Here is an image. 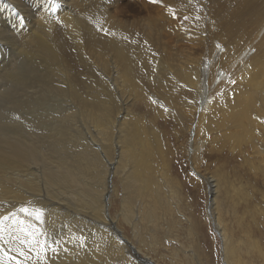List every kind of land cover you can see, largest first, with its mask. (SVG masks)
Masks as SVG:
<instances>
[{"label":"bare ground","instance_id":"1","mask_svg":"<svg viewBox=\"0 0 264 264\" xmlns=\"http://www.w3.org/2000/svg\"><path fill=\"white\" fill-rule=\"evenodd\" d=\"M151 1L149 19L132 33L111 15L113 0H0V219L8 217L0 232V261L155 264L157 258L162 264L142 228L156 222L159 180L169 173L172 151L164 148L161 132L143 126L149 121L133 122L124 107L126 115L118 119V102H129L130 94L152 108L153 120L170 111L176 121L188 120V134L200 112L194 153L189 152L197 172L196 154L213 142L217 114L231 129L225 144L240 152L257 138L264 162V0ZM84 2L96 6L82 11ZM159 3L167 4L168 12ZM87 51L97 65L84 64ZM75 61L84 64L87 78L73 67ZM173 70L179 88L171 80ZM195 92L190 117L184 110L189 103L176 111L170 107L169 100ZM240 153L253 170L257 164ZM260 171L264 176L261 166ZM204 178L212 194L209 220L221 237L219 264H243L239 238L231 235L213 198L219 181ZM255 195L243 197L249 201ZM21 208L42 210L43 222ZM115 223L122 234L112 230ZM24 229H39L55 247L46 261L29 251ZM173 261L167 264H180Z\"/></svg>","mask_w":264,"mask_h":264},{"label":"rangeland","instance_id":"2","mask_svg":"<svg viewBox=\"0 0 264 264\" xmlns=\"http://www.w3.org/2000/svg\"><path fill=\"white\" fill-rule=\"evenodd\" d=\"M149 4H152L151 0H113L109 5V11L123 25L130 26L132 33H137L140 25L149 19L148 16L151 13ZM161 4H158V8L163 9V12H168V5L165 3ZM95 6L90 5L89 2H84L80 7L83 11ZM56 23L59 24L58 21ZM146 33L151 32L146 31ZM87 54L88 58L86 62L84 61V64L91 65L92 62L97 65L95 56L90 51H87ZM167 63L171 64L174 62L170 60ZM84 64L81 61H75L73 64V67L77 68V72L79 70L80 73H78L83 79L87 78ZM65 65L67 70L72 73L73 67L67 63ZM172 72L174 74L171 80L174 86L179 88V78L175 75L174 70ZM129 97L130 100L127 103L118 102L119 108L122 109L118 119L121 121L123 116L126 115L122 108L124 107L129 111V118L133 122L136 118L141 119V124L143 121H149V124L146 122L143 126L147 127L148 125V128H154L159 133L161 132L164 148L167 147V150L169 148L172 151V160L170 157L166 159L169 163L172 162L168 165L170 169L169 167L166 169V172L169 170V173H167L165 179L159 180L163 192H161V205L157 206L154 203L158 208L156 210L153 209L154 216H157L155 218L156 222L147 221L143 223L144 226L142 228L143 239L145 238L144 240L148 246L154 243L153 250L156 251L157 257L161 261L163 260L161 263L167 264L174 260L180 264H219L223 261L222 244L219 243L221 237L217 233L218 231L214 229L212 221L210 222L209 220L208 209H210L212 199L211 190L207 183L201 181L205 179L204 176L209 175L216 176L219 181V186H217L219 192L214 194L213 198L219 202V207L224 208L220 207L221 216H223L224 222L229 226L231 235H234L235 240L239 238L237 248L241 253L243 264H264V256L257 254L254 243H258V248L264 251V176L260 171V166L264 168V162H260L261 153L258 139H255L253 145L252 143L244 144L240 151L244 152L249 161L255 162V165L257 164L254 167L255 170H252L238 149L234 150L233 144H225V141H223L224 135L231 133V129L224 125L226 121L220 114H217L216 125L214 124L215 130L213 133L215 138L212 139L213 142L202 144L200 151L196 154V163L198 166L200 165V172H197L192 164L191 156L194 153L196 120L199 119L200 112H197L195 122L192 124L188 134V120H184L185 122L176 121L175 113L172 111L167 113L163 119L153 120L155 118L152 116V108L149 110L140 100H136L132 94ZM196 98V92L195 94L190 93V95L182 94L179 98L175 97L174 100H169L170 107L176 111L177 108L189 103V106L184 110L187 116L190 117L192 105ZM201 106L202 104L200 103L198 110H201ZM99 147L97 145L96 148L99 149ZM189 152L192 155H189ZM193 174L196 175H194L195 179L199 177L200 182L194 180ZM113 179L114 176L110 175L107 181L108 185L112 186ZM118 180L116 181L118 190H121ZM249 193L256 194L255 198L246 201L243 195H249ZM120 195H122V192L115 198L116 210H119ZM150 212L152 214V210ZM117 226L120 227L117 223L112 224V230L121 233V229ZM131 238L128 237L129 240ZM151 239L154 241H151ZM131 242L134 243L135 241L131 240ZM134 245L137 246L135 243ZM140 256L142 257V255ZM137 259L141 263V259ZM156 259L152 261L155 264H159Z\"/></svg>","mask_w":264,"mask_h":264},{"label":"snow or ice","instance_id":"3","mask_svg":"<svg viewBox=\"0 0 264 264\" xmlns=\"http://www.w3.org/2000/svg\"><path fill=\"white\" fill-rule=\"evenodd\" d=\"M21 212L25 213L26 215L29 216H35V219L40 221L41 223L43 222V212L42 210H34V211H29L27 208H21ZM13 219H15V214H13ZM8 220V217H4L0 219V232L3 231V225L5 221ZM23 231H26L27 236L29 237L30 241V249L29 251L35 252L36 258L40 261H46L47 258V253L48 251L55 252V247H52L47 243L46 240L42 239L41 237L44 235L43 233L40 232L39 229H36L35 231H30L28 229H24ZM21 243H24V240H21ZM56 245H59V242H55ZM21 256H24L25 260H30L32 259L31 256H29L27 253L21 252ZM5 256H7V253H5ZM12 260H15V257H11ZM0 264H7V261H0ZM16 264H21L20 261H16Z\"/></svg>","mask_w":264,"mask_h":264}]
</instances>
